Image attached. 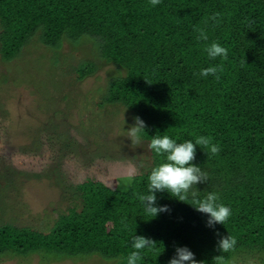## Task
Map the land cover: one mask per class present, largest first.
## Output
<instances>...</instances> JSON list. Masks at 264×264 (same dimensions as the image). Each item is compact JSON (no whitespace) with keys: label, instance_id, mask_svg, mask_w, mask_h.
Listing matches in <instances>:
<instances>
[{"label":"trees","instance_id":"obj_1","mask_svg":"<svg viewBox=\"0 0 264 264\" xmlns=\"http://www.w3.org/2000/svg\"><path fill=\"white\" fill-rule=\"evenodd\" d=\"M199 30L208 41L197 40ZM213 41L227 50L226 58L208 60L203 47ZM65 44L89 52L77 59L63 51ZM0 61L13 65L16 80L35 82L43 108L57 112L59 92L66 104L73 99L66 76L73 86L102 63L112 65L97 97L102 116L122 108L130 118L125 126L140 116L146 145L165 131L178 142L212 137L220 151L208 157L207 149H196L193 163L208 174L196 188L201 197L216 193L231 210L223 225L210 228L207 216L187 201L157 193V204L169 211L153 219L138 195L146 193L148 173L163 158L150 151L120 155L138 170L128 188L93 179L64 184L69 205L48 229L0 225V257L38 254L47 264L98 255L106 264H126L135 235L156 243L140 264H168L177 247L191 250L197 264H249L251 258L264 264V0H160L156 7L148 0H0ZM212 64L222 65L219 79L199 77ZM8 78L1 74L0 85ZM108 121L100 118L93 133L107 134ZM58 134L62 150L79 153L88 165L112 159L101 149L77 150L64 129ZM227 236L234 244L221 251L219 241Z\"/></svg>","mask_w":264,"mask_h":264},{"label":"rangeland","instance_id":"obj_2","mask_svg":"<svg viewBox=\"0 0 264 264\" xmlns=\"http://www.w3.org/2000/svg\"><path fill=\"white\" fill-rule=\"evenodd\" d=\"M63 51L72 52L77 59H82L89 48L73 49L65 44ZM101 65L95 75L73 86L70 85L69 76L64 78L63 82L70 89L73 99H70V104H66L62 92H59V97L54 99L57 109L60 108L57 112L53 108H43L45 98L35 82L21 79L24 80L22 82L20 78L16 80L12 74L13 65L0 61V75L9 76L0 85V225L12 222L18 226L46 230L58 210H65L69 205L70 194L65 193L62 188L64 184L93 179L126 189L131 176L138 173L132 162L118 157L123 155L128 158L134 153H143L145 156L149 153L146 143L130 147V141L125 139L123 132L124 122L128 123L130 119L124 109L110 111L105 117L96 106L98 94L106 86L111 76L109 71L113 69L112 65ZM47 78L44 76L45 80ZM98 118L109 120L111 127L105 135L93 133L98 127ZM127 123L125 128L128 127ZM63 129L71 142L76 143L77 150L83 149L88 154L101 149L112 159L99 158L88 165L87 158L79 153L62 150L63 142L58 133ZM55 168L61 172L59 177L53 171ZM66 194L67 199L64 198ZM101 259L98 255H83L76 258L77 261L65 258L47 264H106L104 261L107 260ZM0 264L46 263L42 256L33 254L29 257H0ZM249 264L260 262L251 258Z\"/></svg>","mask_w":264,"mask_h":264},{"label":"clouds","instance_id":"obj_3","mask_svg":"<svg viewBox=\"0 0 264 264\" xmlns=\"http://www.w3.org/2000/svg\"><path fill=\"white\" fill-rule=\"evenodd\" d=\"M152 7H156L160 0H148ZM216 21L214 14L210 17ZM208 35L199 30L197 40L208 41ZM209 61H216L217 58L224 59L227 57V50L219 43L213 41L203 47ZM222 71V65L212 64L202 68L199 77L207 78L209 76L219 79L218 73ZM146 125L140 116L132 117V124L125 126L123 132L125 139L130 141V147L139 146L144 143V134ZM148 150L154 157L163 158V162L156 164L151 168L147 176L146 193L138 195V200L142 211L145 215L156 218L161 213L169 211L167 205L157 204V193H167L172 199L181 203L187 201V205L196 212L207 216L206 226L214 227L216 224H224L231 214L228 206L219 202L216 193L209 192L206 195H200L197 190V184H204L208 180V174L202 170V167L193 163L196 149H207L203 152L206 156H215L220 151L218 143H214L210 136H196L194 139H185L178 142L176 139L166 134L157 133L151 136L147 143ZM139 167H143L141 163ZM152 220V219H151ZM234 244V240L227 236L219 241L221 251L229 250ZM156 243L142 236H133L130 247L133 251L126 257V264H140L143 259V253L155 251ZM161 255V254H160ZM159 255V256H160ZM158 256V257H159ZM168 264H197L194 254L187 247H177L174 256L168 261Z\"/></svg>","mask_w":264,"mask_h":264}]
</instances>
